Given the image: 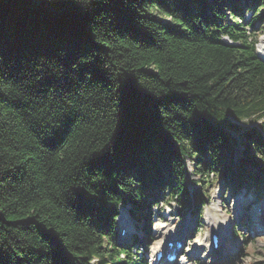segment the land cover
Listing matches in <instances>:
<instances>
[{
    "label": "trees",
    "instance_id": "trees-1",
    "mask_svg": "<svg viewBox=\"0 0 264 264\" xmlns=\"http://www.w3.org/2000/svg\"><path fill=\"white\" fill-rule=\"evenodd\" d=\"M263 7L0 0V264H148L115 242L120 208L146 240L160 203L198 214L211 176L264 188Z\"/></svg>",
    "mask_w": 264,
    "mask_h": 264
},
{
    "label": "rangeland",
    "instance_id": "rangeland-1",
    "mask_svg": "<svg viewBox=\"0 0 264 264\" xmlns=\"http://www.w3.org/2000/svg\"><path fill=\"white\" fill-rule=\"evenodd\" d=\"M264 7L262 8V11ZM251 12L247 13L245 18H249ZM261 24L259 22L255 25L254 34L257 36L256 50L258 54L264 55V30H261ZM226 119L233 122L230 114H224ZM242 128H245L243 124H240ZM255 126V124H253ZM231 135L235 139V143H232L233 156L238 161L243 157V142L246 138L242 136V131L240 129L233 130ZM193 163L186 159V169L188 175L186 177V184L188 189H198L196 185L193 184V180L197 179L193 175L192 171ZM212 178V184L206 189V203L200 205V212L198 214L186 213L181 215L178 211V204L176 202H171L169 204H159V209L154 208L150 214L151 223L146 227L145 231L148 232L146 235V240H142V230L140 231L134 222L133 218L128 214L127 209L129 207L120 208L119 216L116 219V232L115 237L116 243H121L122 238L119 236L120 230L124 227L130 231L131 235H136L142 242L137 246L138 250H134L137 254L143 253L145 259H148L149 264H155L154 252L156 244H161L164 242L166 237L170 233L177 234H188V240L182 246L179 251V259L185 258L182 264H260L264 263V188L263 187H253L246 186L242 190H234L231 185L225 184L219 178ZM241 200H249L241 206ZM259 204V205H258ZM247 205V206H246ZM256 206H261V213L259 214V219L261 222L257 223L252 221V216H257L259 212L256 213ZM239 215H244L243 223L238 225L237 217ZM213 220L220 224L222 228L220 230L222 236V243L226 241V246L229 250L224 252L228 257L225 260L211 261V256L208 255L207 249L204 248L202 251H198L197 248L200 245L209 243L212 236V230H214L210 222ZM124 224V225H123ZM141 224V222H140ZM263 227L259 228L258 226ZM165 227V228H164ZM164 228V229H163ZM166 232V233H165ZM173 237L174 235L171 234ZM124 240H128L125 239ZM127 242V241H126ZM230 242V245H229ZM209 243V244H208ZM239 245V246H238ZM196 247V248H195ZM208 247V246H207ZM239 247V248H238ZM195 248L194 256L189 255L191 251ZM233 248V249H232ZM210 251V250H209ZM150 255V256H149ZM179 264V263H172Z\"/></svg>",
    "mask_w": 264,
    "mask_h": 264
},
{
    "label": "bare ground",
    "instance_id": "bare-ground-1",
    "mask_svg": "<svg viewBox=\"0 0 264 264\" xmlns=\"http://www.w3.org/2000/svg\"><path fill=\"white\" fill-rule=\"evenodd\" d=\"M259 218V214H257V216H256V219H258ZM243 221H244V218L242 217L241 218V223H243ZM210 225H211V227L214 229V230H212V231H215V232H218L219 234H221V232H220V230L222 229L221 227H220V224H218V223H216V221L215 220H213L212 222H210ZM166 233V232H165ZM188 234H189V232L188 233H186V234H183V235H181L180 236V239H182V240H184L185 239V241H187L188 240ZM216 236H218L217 234H216ZM170 238H172V236H167V239H170ZM222 240V239H221ZM218 242H220V240H219V237H218ZM212 243V242H211ZM163 244H164V242H163ZM209 244V243H208ZM201 246V247H200ZM200 246H198L197 248L199 249L198 251H202L204 248H206L207 249V252H208V255H211V256H215V257H217V252L216 251H214L213 249L211 250L210 249V247H209V245H207V244H204V245H200ZM208 246V247H207ZM164 247V245H161L160 244V246H159V248L157 249V250H159V249H162ZM211 247H212V244H211ZM196 248V247H195ZM195 248H194V250H192V252H191V255L192 254H194V255H196L195 254ZM224 250H226V249H228V247L227 246H224V248H223ZM210 250V251H209ZM178 251V250H177Z\"/></svg>",
    "mask_w": 264,
    "mask_h": 264
}]
</instances>
